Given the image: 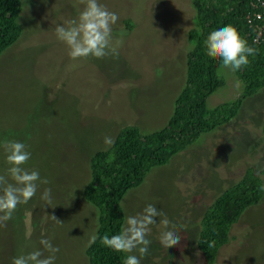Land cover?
<instances>
[{"label":"rangeland","instance_id":"obj_1","mask_svg":"<svg viewBox=\"0 0 264 264\" xmlns=\"http://www.w3.org/2000/svg\"><path fill=\"white\" fill-rule=\"evenodd\" d=\"M101 2L120 17L113 26L115 54L73 60L57 39L56 25L76 18L85 0H22V35L0 56V175L7 177L3 142L20 140L32 153L26 167L49 181L0 224V264L42 249L43 238L59 247L56 264H89L86 251L99 227L98 209L83 196L91 154L126 126L137 125L145 135L166 127L185 86L188 33L198 26L192 0ZM217 72L224 85L209 97L210 110L244 91L236 72L223 66ZM251 166L264 180V88L246 97L228 124L202 134L125 194V223L158 203L180 232L177 245H166L161 237L170 225L161 215L142 264H205L197 249L204 213ZM46 188L51 203L41 198ZM230 236L215 264H264V199L243 214Z\"/></svg>","mask_w":264,"mask_h":264},{"label":"trees","instance_id":"obj_2","mask_svg":"<svg viewBox=\"0 0 264 264\" xmlns=\"http://www.w3.org/2000/svg\"><path fill=\"white\" fill-rule=\"evenodd\" d=\"M253 1L256 0H192L198 26L188 33L192 48L187 56L186 83L177 96L168 125L148 135L137 125L126 126L114 144L91 154V180L83 196L98 209L99 227L95 243L86 251L89 264H124L126 254L105 247L100 237L122 231L125 215L121 201L125 194L139 187L154 167L167 165L202 134L228 124L237 116L243 100L264 88V18L253 25L248 23V17L258 11L252 7ZM22 9V0H0V56L22 35L18 22ZM125 24L128 29L134 27L131 20ZM225 24L235 26L257 53L249 58V65L236 72L244 85L242 94L235 101L210 110L207 101L224 81L217 72L222 66L220 58L208 50V37L214 28ZM263 199L264 180L251 166L234 186L213 200L204 213L197 239L205 264L216 263L219 250L231 239L232 227ZM212 241L215 243L209 247Z\"/></svg>","mask_w":264,"mask_h":264},{"label":"clouds","instance_id":"obj_3","mask_svg":"<svg viewBox=\"0 0 264 264\" xmlns=\"http://www.w3.org/2000/svg\"><path fill=\"white\" fill-rule=\"evenodd\" d=\"M119 15L110 11L101 0H85L83 9L74 19L66 20L56 25L54 31L57 39L68 49V55L73 60L81 58L101 59L116 53L112 46L113 26L117 24ZM259 18V17H258ZM209 52L219 57L223 67L230 68L233 72L242 70L250 64V57H254L257 49L252 47L239 30L225 24L214 28L209 37ZM241 82H236L240 87ZM114 138L106 136L104 143L107 146L114 144ZM5 160L8 165L7 177L0 175V224L13 218L18 205L27 204L36 196L41 184H48L46 178L36 169L26 167L31 160L32 153L28 145L20 140H7L3 142ZM10 177L12 182H8ZM41 198L51 203L52 190L46 188ZM161 215L170 225L162 234L163 242L168 246H175L180 242V235L176 227H171L174 221L168 215V210L158 203H149L143 210L135 215H130L126 223L117 234H105L100 237L101 243L116 253L126 254L124 264H142L143 257L152 252L153 225L160 221ZM56 219L55 217H53ZM96 235L91 237L95 243ZM43 248H34L26 254L13 257L11 264H56L59 247L55 246L48 238L40 240ZM209 243V247L214 245ZM45 252L49 253L45 255ZM139 253L136 255L134 253Z\"/></svg>","mask_w":264,"mask_h":264},{"label":"built area","instance_id":"obj_4","mask_svg":"<svg viewBox=\"0 0 264 264\" xmlns=\"http://www.w3.org/2000/svg\"><path fill=\"white\" fill-rule=\"evenodd\" d=\"M251 5L255 10H258L253 13L252 17H248V23L253 25L256 20H261L264 18V0L253 1ZM259 34H261V32Z\"/></svg>","mask_w":264,"mask_h":264}]
</instances>
